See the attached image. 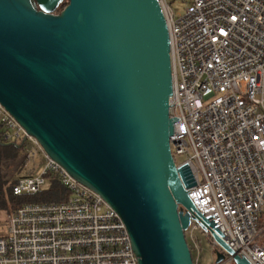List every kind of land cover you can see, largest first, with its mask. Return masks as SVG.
<instances>
[{
	"label": "water",
	"instance_id": "95a60500",
	"mask_svg": "<svg viewBox=\"0 0 264 264\" xmlns=\"http://www.w3.org/2000/svg\"><path fill=\"white\" fill-rule=\"evenodd\" d=\"M170 51L159 0H0V102L118 212L140 264H194L185 232L211 225L172 154ZM213 235L217 264H252Z\"/></svg>",
	"mask_w": 264,
	"mask_h": 264
},
{
	"label": "built area",
	"instance_id": "2783aa9c",
	"mask_svg": "<svg viewBox=\"0 0 264 264\" xmlns=\"http://www.w3.org/2000/svg\"><path fill=\"white\" fill-rule=\"evenodd\" d=\"M171 40L172 154L187 170L186 190L213 232L240 257L264 264V0H190L176 14L159 0ZM4 139L21 143L26 163L16 195L42 190L50 175L67 198L32 202L6 216L0 264H140L126 224L97 192L75 179L0 102ZM30 141L31 144L27 142ZM195 214V213H194ZM192 220L186 239L199 248ZM199 264V255L193 258ZM226 253L222 264H233Z\"/></svg>",
	"mask_w": 264,
	"mask_h": 264
},
{
	"label": "trees",
	"instance_id": "16d2710c",
	"mask_svg": "<svg viewBox=\"0 0 264 264\" xmlns=\"http://www.w3.org/2000/svg\"><path fill=\"white\" fill-rule=\"evenodd\" d=\"M67 4L68 1L60 4L57 13H59ZM22 148L23 145H20V143L7 141L4 139V129L0 125V215L3 216L12 213L14 210L27 203L57 202L66 199L68 196L67 191L61 184L59 178L54 175H50L48 178L51 185L50 190H41L38 193L28 195H16L14 193V184L20 177L23 176L22 171L24 161L21 157ZM9 155H13L15 158L20 157L23 162L18 171L19 177L9 178L4 171L5 158ZM30 174H33V172H31ZM261 222H264V216Z\"/></svg>",
	"mask_w": 264,
	"mask_h": 264
},
{
	"label": "rangeland",
	"instance_id": "374dc122",
	"mask_svg": "<svg viewBox=\"0 0 264 264\" xmlns=\"http://www.w3.org/2000/svg\"><path fill=\"white\" fill-rule=\"evenodd\" d=\"M190 0H168L171 4L173 11L176 14L184 13ZM31 144L30 141L27 142ZM186 159L185 155H176L175 162L180 163ZM20 157L15 158L13 155H9L5 158L4 171L7 177H19V168L22 165ZM44 167V160L41 157H37L35 162L23 163L22 175L30 174L31 172L39 173ZM50 180L43 186L42 190H50ZM7 216V215H6ZM6 216L0 215V234L3 233L5 228ZM194 237L199 245V248H195L193 244L190 246L192 257L196 259L199 255V264H217L216 252L218 246L214 245L213 238L210 233L207 232L201 225L194 232ZM189 241V240H188ZM222 264V263H220ZM233 264H236L234 261Z\"/></svg>",
	"mask_w": 264,
	"mask_h": 264
}]
</instances>
